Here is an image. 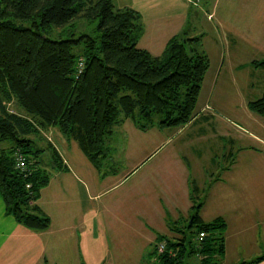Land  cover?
I'll list each match as a JSON object with an SVG mask.
<instances>
[{
	"label": "trees",
	"instance_id": "obj_1",
	"mask_svg": "<svg viewBox=\"0 0 264 264\" xmlns=\"http://www.w3.org/2000/svg\"><path fill=\"white\" fill-rule=\"evenodd\" d=\"M79 17L97 22L92 33L77 35ZM143 31L140 12L116 7L112 0H0V143L12 141L0 146V191L6 213L20 224L38 232L50 228L51 217L37 201L51 175L39 158L52 159L54 168L66 165L41 129L54 127L77 141L105 174L115 124L131 119L147 131L182 127L197 115L209 67L202 37L178 33L154 55L138 45ZM253 63L264 68V59ZM12 103L19 111L10 108ZM249 108L264 114V92ZM42 140L46 146L38 145ZM18 152L28 161L24 171L17 167ZM201 207L195 204L187 229L177 231L185 241L159 235L144 264H183L185 242H191L186 231L195 225L198 236L206 235L189 253L222 255L226 223L222 218L204 221ZM162 242L164 252L159 251Z\"/></svg>",
	"mask_w": 264,
	"mask_h": 264
},
{
	"label": "crops",
	"instance_id": "obj_2",
	"mask_svg": "<svg viewBox=\"0 0 264 264\" xmlns=\"http://www.w3.org/2000/svg\"><path fill=\"white\" fill-rule=\"evenodd\" d=\"M112 1L119 7L141 11L138 0ZM170 1L143 0L152 9V15L142 18L144 31L138 45L154 55H160L170 38L186 25L188 6L183 12L180 9L172 12ZM225 4V14H219L223 22L228 21L224 31L246 36L264 48V0H226ZM158 9L164 12L159 13ZM253 66L264 71L255 63ZM249 78H240V83L246 86L240 97L243 112L229 113L236 122L232 124L231 115L204 114L205 107H211L206 103L196 108L193 120L177 128L181 132L196 124L199 117L205 121L200 124L208 125L211 118L214 123L221 119L213 135L224 140L239 134L244 141L239 145L231 138L228 144L222 141L205 153L195 143L189 151H179L166 146L171 139L165 136V127L143 131L127 119L119 124L123 134L120 141L125 145L110 147V153L113 149L125 158L126 168L122 173L108 169L110 172L104 174L87 158L77 141L72 144L59 129L51 127L47 130L52 134L49 139L66 163L63 168L46 164L51 179L37 201L51 217V226L38 232L20 224L6 213L0 191V264H84L81 248L90 258L92 246L97 251L100 240L109 247L104 253L106 262L112 255L113 260H109L112 262L144 264L159 235L185 241L177 231L188 225L197 203H202L200 215L204 221L222 218L226 223L224 251L218 256L222 264H238L264 256V114L249 108V102L263 93H258V88L252 92L255 82L251 74ZM254 94L259 97H252ZM117 161L122 160L118 157ZM112 163L115 161L111 157L106 166ZM119 186L116 192H111ZM68 245L71 248L66 253ZM111 247L116 249L113 253ZM255 264H264V259Z\"/></svg>",
	"mask_w": 264,
	"mask_h": 264
},
{
	"label": "rangeland",
	"instance_id": "obj_3",
	"mask_svg": "<svg viewBox=\"0 0 264 264\" xmlns=\"http://www.w3.org/2000/svg\"><path fill=\"white\" fill-rule=\"evenodd\" d=\"M116 1L118 3V0ZM215 1L217 0H171V9L169 11L174 12L180 9L183 12L184 9H186V7L188 6V18L186 20V25L183 30H181V32H186L188 35L193 36L203 35L200 43L202 50L209 57V67L206 72L205 79L203 81L197 108L203 105L206 106V103H210V110L206 109L205 107L204 114L212 113L213 115H216V117L223 116L218 115V113L224 115H231L230 118L233 124L237 121V119L232 116V114H229L230 111L234 115H236L235 113L241 114L244 110L243 102L240 101V97L242 96L241 92L243 93V91H246V86L240 83L241 76L243 78L250 79L249 75L251 74V79H253L255 82L254 85L251 86L252 92H254L256 88L259 89L257 91L258 93L262 94L264 92V71L261 68L256 69L253 66V59L262 60L264 58V48H259L246 36H240L239 34L233 35L231 33L225 32V26L228 25V21L225 19V21L223 22L219 14L221 12H224L225 14L224 7L226 6V0H219L217 2V6L214 7L213 4L215 3ZM138 2L141 11L139 9L138 10L142 15V18H144L145 16L149 17V15H152V9L148 5L144 4L143 0H138ZM140 2H142V4ZM115 5L116 7H119L118 4ZM158 12L163 13L164 10L162 11L158 9ZM233 14L234 21L236 15L235 13ZM96 23L97 22L90 21L87 17L76 18L75 31L77 35L81 33H92L96 26ZM181 32L180 34H182ZM228 37H230L231 40H229ZM229 41H232V43H229ZM252 73H254V75ZM233 78L234 81L232 80ZM236 79L237 81L235 82ZM216 81L218 83H215ZM228 81L230 82V85H228ZM249 88L250 86L248 87V96ZM222 90L223 92H221ZM220 92L223 93V95ZM252 97H259V94H254L252 95ZM208 99L211 101H209ZM228 101L229 104L227 105ZM10 108L19 111L15 103L10 104ZM222 118L225 120L224 122L226 123V118ZM200 122L205 121H203V119L199 117L198 122L196 124L191 125V127H188L181 132L178 131V127L166 126L164 130L165 136L171 139L170 144L166 146H171V148L176 147V149L179 151H189V148L192 147V145L195 143L196 146H199L198 150L201 153H205L208 148H215L217 146L216 144L222 141L228 144V141H230L231 138L234 139L238 145L240 143H244L243 138H240L239 134H233L231 138L225 137L224 140L220 137V135H213V129H219L218 124L219 122H221V119H219L217 123H214L213 118H211L210 125H208L207 123L200 124ZM119 124H115V126L113 127V133L109 135L107 141L108 147H117L125 145V142L120 141L122 139L121 137L123 134L120 132L122 126ZM41 130H43V135H45V138L49 139L50 136L52 137V134L47 130ZM122 131L124 132V128H122ZM69 141L74 144V140ZM45 143L46 142L42 140L40 141V143H38V145L46 146ZM11 144L12 141H3L0 143V146L9 147L11 146ZM38 145H34L32 149H35ZM183 146L186 147H184V149H181ZM142 151L144 153V150ZM111 157L115 161V163H112L109 166H105L106 169L108 168L115 172L119 171L120 173L126 168L125 158L123 156H119V154H115L113 149L111 150L109 159ZM118 157H120L122 161H117ZM39 159H42V161L48 165L52 164V159H49L47 157L45 158L40 156ZM219 173L220 171H218L216 175H218ZM121 186H119L115 190H112L111 192H116V190L121 188ZM197 231L198 226L196 225L193 226L191 230L186 231V235L191 240V242H185L187 247L185 252L186 256L184 257L183 264H222V262L219 260L218 255L212 256L207 254L208 257L204 258V256L201 255L202 252L200 251L189 253L192 249L196 250L197 246H200L201 244ZM110 237L112 238V234ZM105 243V241L100 240V243L97 245V251H94L95 246H92V253L90 258H88V256L84 254L83 248H81V254L82 259L84 260V264H137L135 261H109L113 260L112 255L108 256L106 262L104 253L109 250V247L107 246V243ZM70 248L71 245H68L65 248V252L67 253ZM111 248L113 249V253L116 249L115 247ZM117 251L118 254H120V251Z\"/></svg>",
	"mask_w": 264,
	"mask_h": 264
},
{
	"label": "built area",
	"instance_id": "obj_4",
	"mask_svg": "<svg viewBox=\"0 0 264 264\" xmlns=\"http://www.w3.org/2000/svg\"><path fill=\"white\" fill-rule=\"evenodd\" d=\"M82 68V66H81ZM81 71V70H80ZM17 167L21 170H26L27 167H28V161L27 159L25 158L24 154H22L21 152H18L17 153ZM30 186V185H28ZM205 233L204 232H201L200 235H199V240L202 241L205 237ZM166 249V244L165 242H162L159 244V251L160 252H164ZM174 254V253H173Z\"/></svg>",
	"mask_w": 264,
	"mask_h": 264
}]
</instances>
